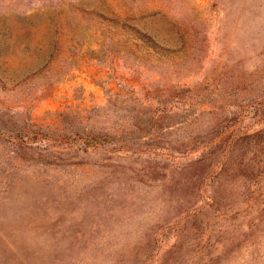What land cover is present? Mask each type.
<instances>
[{"label":"rangeland","instance_id":"obj_1","mask_svg":"<svg viewBox=\"0 0 264 264\" xmlns=\"http://www.w3.org/2000/svg\"><path fill=\"white\" fill-rule=\"evenodd\" d=\"M0 264H264V0H0Z\"/></svg>","mask_w":264,"mask_h":264}]
</instances>
